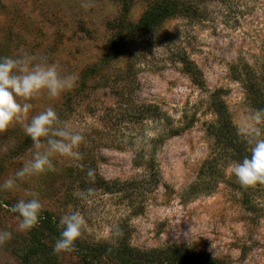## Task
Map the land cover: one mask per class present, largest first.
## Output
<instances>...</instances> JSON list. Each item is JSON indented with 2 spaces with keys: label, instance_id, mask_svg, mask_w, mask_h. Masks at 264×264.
Returning a JSON list of instances; mask_svg holds the SVG:
<instances>
[{
  "label": "rangeland",
  "instance_id": "1",
  "mask_svg": "<svg viewBox=\"0 0 264 264\" xmlns=\"http://www.w3.org/2000/svg\"><path fill=\"white\" fill-rule=\"evenodd\" d=\"M161 1L136 0L128 21L137 24ZM186 1L193 10L188 16L145 33L123 31L127 37L118 46L143 55L135 58L132 81H117L116 72L131 61L110 59L106 50L112 35L106 24L119 16L118 2L0 0V57L43 56L58 63L62 74L78 76L60 98L33 101L31 114L52 107L86 138L81 161L57 157L55 172L30 178L16 191H0V230L12 233L0 245V264H20L30 235L49 244L51 264H90L85 257L90 249L121 243L143 254L183 250L216 264H264V185L242 188L230 171L239 161L209 130L217 120L214 97L242 137L253 126L264 132V123L250 119L256 110L235 78L248 68L257 78L264 74V0ZM92 66L94 72L83 76ZM25 138L20 126L0 134V184L30 158L32 144L24 148ZM148 160L150 166L141 163ZM81 162L103 186L76 172ZM89 188L94 191L87 199L75 194ZM30 192L39 194L42 211L56 218L61 232L68 212L84 217L75 251L54 253L57 238L38 225L30 232L18 229L11 208L31 198ZM112 225L123 233L115 242Z\"/></svg>",
  "mask_w": 264,
  "mask_h": 264
},
{
  "label": "clouds",
  "instance_id": "2",
  "mask_svg": "<svg viewBox=\"0 0 264 264\" xmlns=\"http://www.w3.org/2000/svg\"><path fill=\"white\" fill-rule=\"evenodd\" d=\"M78 76L75 73L62 74L56 62H49L47 57L23 53L15 58L0 57V134L6 133L14 126H20L32 141L31 156L25 160L15 173L0 184V191H16L21 184L34 177L55 172L54 160L57 157L81 161L79 151L86 143L85 136L65 121H61L52 107L31 114L33 101L42 96L51 100L60 98L72 90ZM31 114V115H30ZM254 125L264 123V110H256L250 117ZM264 132L253 126L245 136L250 156L242 161L233 162L230 171L242 188L264 185ZM83 168V165H80ZM87 176L92 179L95 170L88 168ZM93 189L75 193L82 199L93 194ZM29 199H20L11 211L17 214L18 229L30 232L42 218L43 204L37 192H30ZM60 224L63 230L56 240L53 252H73L78 241L83 239L85 219L79 211L65 214ZM113 242L123 235L119 225L110 226ZM12 238V233L0 230V245Z\"/></svg>",
  "mask_w": 264,
  "mask_h": 264
},
{
  "label": "trees",
  "instance_id": "3",
  "mask_svg": "<svg viewBox=\"0 0 264 264\" xmlns=\"http://www.w3.org/2000/svg\"><path fill=\"white\" fill-rule=\"evenodd\" d=\"M113 1L118 2L121 7L119 16L106 24L107 30L112 34L111 38L106 43V50L110 54V59L122 56H128L129 59H131V61L127 63V67L124 71L118 70L116 72L117 78L114 80L132 81V78L135 76V58L142 56L143 52L141 50H133L132 47H126L125 45L122 47L118 46L117 40L121 39L124 44L125 38L127 37V35L122 36L123 31H139L145 33V31L156 28L168 19L188 16L193 10L186 0H163L151 4L142 14L139 22L137 24H132L128 21V16L136 0ZM182 63L186 73L191 76L194 75L192 67L188 63ZM94 70V66H92L83 76L92 74ZM239 73L238 75L237 71L235 78L242 83L251 107L254 110H264V74L262 77L257 78L255 73L249 68L244 71L241 70ZM194 82L196 83L195 80H193V83ZM116 91L121 99L125 98L127 95L126 94L124 97L122 89L121 91L116 89ZM129 93L130 92H128V96ZM211 107L217 116V120L215 124L209 127V130H212L216 138L224 143L225 148L230 152L231 156L238 161H242L245 157L250 156L245 138L242 137L232 125L229 113L224 104L213 97ZM31 144L32 141L30 138H25L23 142L24 148H29ZM143 158L144 157H137V160L140 159L143 161ZM146 162L141 163L150 166L151 161L148 160ZM80 165H83V168H81ZM85 166L86 163L84 162L78 163L75 166L76 172L79 174H86L87 169ZM94 177L95 186H103L104 181L98 176ZM41 215L42 218L40 219L37 230L43 231V234H47L48 232L47 235L50 237L59 239L61 230L57 227L56 218L46 211H42ZM121 245V247L115 249H106L101 246H96L92 249L89 248L90 251L86 253L85 257L90 264H216L211 260L205 261V259H196L192 254L188 255L187 252L183 250H172L160 256L159 254H155V252L147 254L139 253L130 248H126L123 243H121ZM49 251V244L46 243V241H43L41 238H36L34 235H30L24 249H22L20 253V264H51V260L48 258ZM120 254L122 256H120Z\"/></svg>",
  "mask_w": 264,
  "mask_h": 264
}]
</instances>
